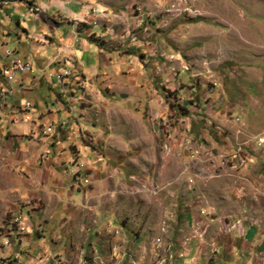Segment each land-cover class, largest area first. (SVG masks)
<instances>
[{"label": "rangeland", "instance_id": "obj_1", "mask_svg": "<svg viewBox=\"0 0 264 264\" xmlns=\"http://www.w3.org/2000/svg\"><path fill=\"white\" fill-rule=\"evenodd\" d=\"M165 1L155 15L121 30L99 24L101 48L124 42L119 57H129L116 61L122 73H101L109 82L89 90L74 73L67 97L69 154L61 167L91 188L100 179L116 182L113 193L101 194L114 209L112 233L99 234L98 247L88 249L86 231L102 228L104 219L80 214L67 222L66 236L44 231L50 245L59 237L68 258L40 264H250L235 232L240 222L258 230L251 264H264V144L256 146L264 136V0H186V12L181 0ZM108 30L113 40L105 43ZM134 41L140 46L130 51ZM140 48L147 57H138ZM64 71L62 77L71 75ZM186 140L221 153L247 146L253 163L212 168L204 153L191 159ZM25 195L22 202L33 209L37 199ZM189 201L211 212L209 228L196 239V227L186 224ZM53 221L60 228L58 216ZM117 228H126L134 244L104 243ZM222 244L233 248L224 252Z\"/></svg>", "mask_w": 264, "mask_h": 264}, {"label": "crops", "instance_id": "obj_2", "mask_svg": "<svg viewBox=\"0 0 264 264\" xmlns=\"http://www.w3.org/2000/svg\"><path fill=\"white\" fill-rule=\"evenodd\" d=\"M165 4V0H0V264H40L58 256L68 258L66 245L61 247L55 242L59 237L52 238V246L45 240L44 231L55 230L66 236L70 233L67 222L80 214L82 218L95 222L104 219L102 228L86 231L89 234L87 241L91 243L88 249L98 247L99 234L111 232L107 222L115 214L114 209L108 206L101 194L113 193L116 182L100 179L91 188V184H85L81 178L66 176L64 166L61 167L69 154V138H63L68 133L65 125L70 113L66 110L67 97L73 91L74 73L82 77L81 84L86 90L99 88L102 81L109 82L110 77L101 76L105 71L112 76L122 73L118 71L116 61L129 57H119L124 53V42H108V46L101 48L89 39L90 35L101 37L99 24L101 28L115 25L117 30H121L141 16L155 15ZM133 8L141 10L133 14ZM91 9L99 13L91 15ZM93 20L97 21V26L96 23L90 24ZM107 32L109 36L103 38L105 43L113 40L110 37L112 32ZM129 45L133 51L140 42L134 41ZM5 49L28 60L34 72L18 73L13 93L3 96L5 79L2 70L8 63ZM139 51L138 57L148 56L146 50L140 48ZM130 56L134 55L130 53ZM65 69L71 75L62 77ZM131 73L128 72L127 76H132ZM133 84L131 82L129 87L133 88ZM77 127L75 123L76 130ZM47 128L51 129L50 132L46 131ZM28 193L37 199L31 202L33 209L22 202ZM39 200L44 203L37 209ZM190 203L187 205L189 210L185 212L186 224L196 227L193 230L196 239L209 228L210 223L199 214L200 206ZM17 216L21 219L16 223ZM56 216L61 222L57 229V222L53 221ZM117 230L118 233L111 234L112 239L104 243L114 246L117 242H132V238L128 241L125 237L126 228ZM235 232L240 237L242 250L249 253L251 264L254 261L252 245L259 239L258 230L253 224L243 222L242 225L240 222ZM90 237L96 238L91 241ZM60 242L66 244L64 238L63 243ZM72 246L70 244V249ZM229 247L233 248L231 244L221 246L224 252ZM259 247L264 248V245ZM16 255L19 260L15 259Z\"/></svg>", "mask_w": 264, "mask_h": 264}, {"label": "built area", "instance_id": "obj_3", "mask_svg": "<svg viewBox=\"0 0 264 264\" xmlns=\"http://www.w3.org/2000/svg\"><path fill=\"white\" fill-rule=\"evenodd\" d=\"M187 1H182L181 4ZM184 3L183 12L189 11L187 4ZM171 8H175V6H171ZM141 10L138 8V11ZM96 13L95 9L94 12ZM142 17V16H141ZM96 26L98 25L97 21L95 22ZM5 56L8 58V63L6 67L2 70V75L5 79V88L1 92L2 95L13 93L14 87L13 84L16 79V75L18 73H33V67L28 60L22 59L18 57L13 51L9 49L4 50ZM50 128H47L46 131L50 132ZM185 144L189 147L190 157L191 159H195L199 152L204 153L205 161L209 166L215 169H224V166L227 164H235L240 167H246L247 165L253 163V156L249 153V148L247 146H243L241 144H237L230 152H216L210 147H207L205 144H196L191 143L190 141H184ZM264 144V136H258L256 139V146H261ZM87 183V180H84ZM202 213V216L209 218L210 211L207 208H202L199 210ZM21 216L16 217V223L19 222ZM7 244V243H6ZM16 260H19V256H15Z\"/></svg>", "mask_w": 264, "mask_h": 264}, {"label": "trees", "instance_id": "obj_4", "mask_svg": "<svg viewBox=\"0 0 264 264\" xmlns=\"http://www.w3.org/2000/svg\"><path fill=\"white\" fill-rule=\"evenodd\" d=\"M89 39H90L92 42L96 43L97 45H99V46L101 45V41H99L97 38H95V37L92 36V37H90ZM98 41H99V42H98Z\"/></svg>", "mask_w": 264, "mask_h": 264}]
</instances>
